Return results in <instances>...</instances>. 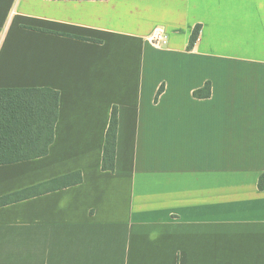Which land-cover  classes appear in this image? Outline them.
I'll return each mask as SVG.
<instances>
[{
    "label": "crops",
    "instance_id": "obj_1",
    "mask_svg": "<svg viewBox=\"0 0 264 264\" xmlns=\"http://www.w3.org/2000/svg\"><path fill=\"white\" fill-rule=\"evenodd\" d=\"M33 87L54 141L0 164V198L43 185L0 206V264H264V0H0V89Z\"/></svg>",
    "mask_w": 264,
    "mask_h": 264
},
{
    "label": "trees",
    "instance_id": "obj_2",
    "mask_svg": "<svg viewBox=\"0 0 264 264\" xmlns=\"http://www.w3.org/2000/svg\"><path fill=\"white\" fill-rule=\"evenodd\" d=\"M201 26L197 25L191 36V43L199 37ZM206 90V92H205ZM210 84L195 95L209 96ZM205 97V96H204ZM60 92L52 88H1L0 89V164L15 163L25 159L44 156L54 141V128L58 119ZM118 132V110L113 107L110 123L106 132L103 149L102 169L115 170ZM81 172H74L56 178L46 185L66 186L80 183ZM264 187V176L260 179ZM41 186L0 198V206L16 201Z\"/></svg>",
    "mask_w": 264,
    "mask_h": 264
}]
</instances>
